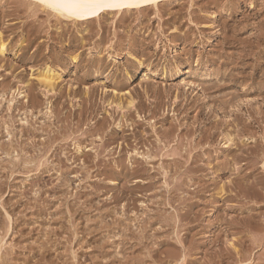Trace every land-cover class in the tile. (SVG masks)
<instances>
[{"label": "rangeland", "instance_id": "obj_1", "mask_svg": "<svg viewBox=\"0 0 264 264\" xmlns=\"http://www.w3.org/2000/svg\"><path fill=\"white\" fill-rule=\"evenodd\" d=\"M121 3L0 0V264H264V0Z\"/></svg>", "mask_w": 264, "mask_h": 264}, {"label": "snow or ice", "instance_id": "obj_2", "mask_svg": "<svg viewBox=\"0 0 264 264\" xmlns=\"http://www.w3.org/2000/svg\"><path fill=\"white\" fill-rule=\"evenodd\" d=\"M40 2L48 8H62L67 10L70 15L76 14L72 10H87V15L89 16H95L107 8L124 6L120 0H40Z\"/></svg>", "mask_w": 264, "mask_h": 264}, {"label": "bare ground", "instance_id": "obj_3", "mask_svg": "<svg viewBox=\"0 0 264 264\" xmlns=\"http://www.w3.org/2000/svg\"><path fill=\"white\" fill-rule=\"evenodd\" d=\"M40 1V0H39ZM158 0H120V2H123V3H127V4H129V5H132V4H135V6L136 5H146L147 6V4H152V3H156ZM128 5V6H129ZM46 7V6H45ZM108 9V8H107ZM54 10H56V11H58L59 12V14H61V16H65V18L67 17V18H74V17H77V16H79V19H93V18H95V17H99L100 15H102L104 12H105V9L103 10V11H100L97 15H95V16H89V15H87V10H83V9H81V10H72V11H74L76 14L75 15H70L69 14V11H67V10H64V9H62V8H56V9H54ZM63 13V14H62ZM56 73V72H55ZM47 75V74H46ZM47 77V76H46ZM44 78V77H43ZM50 78H52V77H50ZM49 78V79H50ZM57 78V77H56ZM46 80L48 79V78H45ZM49 79H48V82H49ZM54 80V79H53ZM52 80V81H53ZM52 81H50V82H52ZM53 83V82H52ZM52 83H51V85H52ZM230 102V101H229ZM114 126V125H113ZM91 129V128H90ZM236 134V133H235ZM94 136V135H93ZM233 138V137H232ZM51 139V138H50ZM241 141V140H240ZM233 142V141H232ZM125 145V144H124ZM39 148V147H38ZM39 150V149H38ZM79 152V151H78ZM135 153H136V151H135ZM21 154V153H20ZM146 154V153H145ZM97 156V155H96ZM73 158V157H72ZM71 160V159H70ZM151 160V159H150ZM82 161V160H81ZM89 164V163H88ZM114 167V166H113ZM49 169V168H48ZM102 169V168H101ZM150 173V172H149ZM249 178V177H248ZM77 179V178H76ZM141 180V179H140ZM222 191V190H221ZM161 198V197H160ZM49 212V211H48ZM122 225V224H121ZM6 226V225H5ZM69 227V226H68ZM234 229V228H233ZM93 231V230H92ZM17 232V231H16ZM38 232V231H37ZM124 233V232H123ZM118 234V233H117ZM116 235V234H115ZM188 235V234H187ZM21 237V236H20ZM67 238V237H66ZM46 241V240H45ZM57 241V240H56ZM59 241V240H58ZM130 242V241H129ZM115 245V244H114ZM233 246V245H232ZM225 250H227V249H225ZM46 251V250H45ZM51 251V250H50ZM165 253V252H164ZM7 254V253H6ZM117 255V254H116ZM86 257V256H85ZM70 258V257H69ZM120 258V257H119ZM225 258V257H224ZM159 259V258H158ZM1 260V259H0ZM166 260V259H165ZM36 261V260H35ZM10 262V261H9ZM124 262H126V261H124ZM105 263V262H104ZM117 264V263H116Z\"/></svg>", "mask_w": 264, "mask_h": 264}]
</instances>
